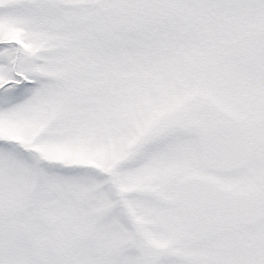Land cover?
Segmentation results:
<instances>
[{
	"label": "snow or ice",
	"instance_id": "snow-or-ice-1",
	"mask_svg": "<svg viewBox=\"0 0 264 264\" xmlns=\"http://www.w3.org/2000/svg\"><path fill=\"white\" fill-rule=\"evenodd\" d=\"M0 264H264V0H0Z\"/></svg>",
	"mask_w": 264,
	"mask_h": 264
}]
</instances>
